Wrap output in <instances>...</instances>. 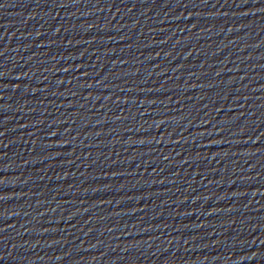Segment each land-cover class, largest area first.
Masks as SVG:
<instances>
[{
    "label": "water",
    "instance_id": "95a60500",
    "mask_svg": "<svg viewBox=\"0 0 264 264\" xmlns=\"http://www.w3.org/2000/svg\"><path fill=\"white\" fill-rule=\"evenodd\" d=\"M0 264H264V0H0Z\"/></svg>",
    "mask_w": 264,
    "mask_h": 264
}]
</instances>
